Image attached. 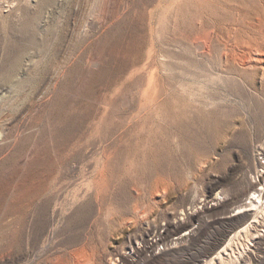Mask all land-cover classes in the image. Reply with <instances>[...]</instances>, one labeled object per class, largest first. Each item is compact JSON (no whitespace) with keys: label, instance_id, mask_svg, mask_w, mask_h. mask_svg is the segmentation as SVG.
<instances>
[{"label":"rangeland","instance_id":"rangeland-1","mask_svg":"<svg viewBox=\"0 0 264 264\" xmlns=\"http://www.w3.org/2000/svg\"><path fill=\"white\" fill-rule=\"evenodd\" d=\"M230 238L264 264V0H0V264Z\"/></svg>","mask_w":264,"mask_h":264},{"label":"bare ground","instance_id":"bare-ground-1","mask_svg":"<svg viewBox=\"0 0 264 264\" xmlns=\"http://www.w3.org/2000/svg\"><path fill=\"white\" fill-rule=\"evenodd\" d=\"M252 196L250 198H248V205L247 206H250V207H256L257 205V201L255 200V192L251 194ZM247 210H242V207H239L237 208L236 210L233 211V214L236 215V214H241L243 212H245ZM247 216V215H246ZM245 216V217H246ZM251 223H253V221L250 220L249 217H246L244 219V223H243V226L241 227L243 230L244 233L248 232L249 229H250V226H251ZM237 235H234L233 237L235 238ZM231 242H232V238H230L228 241L227 239L225 241H223V243H220V244H216L214 245L213 247H211L212 250H215L217 251L216 253V257H214L213 259V262L212 264H216V261L217 260H220L222 262V259H223V255L226 254L227 250H228V247H230L231 245Z\"/></svg>","mask_w":264,"mask_h":264},{"label":"built area","instance_id":"built-area-1","mask_svg":"<svg viewBox=\"0 0 264 264\" xmlns=\"http://www.w3.org/2000/svg\"><path fill=\"white\" fill-rule=\"evenodd\" d=\"M164 251L163 246H160L158 250H156V254H159Z\"/></svg>","mask_w":264,"mask_h":264}]
</instances>
